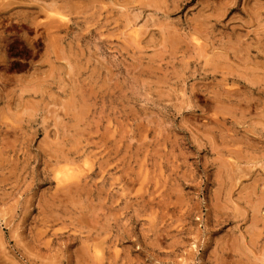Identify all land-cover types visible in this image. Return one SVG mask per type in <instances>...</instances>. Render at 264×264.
<instances>
[{
	"label": "rangeland",
	"instance_id": "obj_1",
	"mask_svg": "<svg viewBox=\"0 0 264 264\" xmlns=\"http://www.w3.org/2000/svg\"><path fill=\"white\" fill-rule=\"evenodd\" d=\"M0 264H264V0H0Z\"/></svg>",
	"mask_w": 264,
	"mask_h": 264
}]
</instances>
